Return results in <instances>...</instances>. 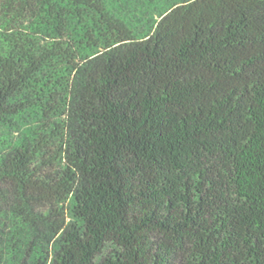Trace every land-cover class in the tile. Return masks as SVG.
I'll return each mask as SVG.
<instances>
[{
    "label": "trees",
    "instance_id": "16d2710c",
    "mask_svg": "<svg viewBox=\"0 0 264 264\" xmlns=\"http://www.w3.org/2000/svg\"><path fill=\"white\" fill-rule=\"evenodd\" d=\"M0 264H264V0H0Z\"/></svg>",
    "mask_w": 264,
    "mask_h": 264
}]
</instances>
